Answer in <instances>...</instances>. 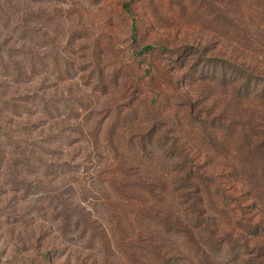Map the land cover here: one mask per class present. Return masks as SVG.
I'll list each match as a JSON object with an SVG mask.
<instances>
[{
    "label": "rangeland",
    "instance_id": "374dc122",
    "mask_svg": "<svg viewBox=\"0 0 264 264\" xmlns=\"http://www.w3.org/2000/svg\"><path fill=\"white\" fill-rule=\"evenodd\" d=\"M263 84L264 0H0V264H192L188 180L234 264Z\"/></svg>",
    "mask_w": 264,
    "mask_h": 264
},
{
    "label": "trees",
    "instance_id": "16d2710c",
    "mask_svg": "<svg viewBox=\"0 0 264 264\" xmlns=\"http://www.w3.org/2000/svg\"><path fill=\"white\" fill-rule=\"evenodd\" d=\"M124 7L131 12L128 3ZM151 48L153 46L148 45L144 49L149 50ZM262 90L263 92L258 91L257 93L264 98V84ZM255 123L254 128L258 127L261 121L257 122V119H255ZM254 128H251V130ZM244 131L245 128L241 130L243 141H246L245 149L240 151L241 160L235 171L239 172L240 175L249 176L241 182L250 189L251 207L254 213L249 218L241 216L235 222H231L236 223L239 229L249 235L230 258L234 260V264L235 262H238V264H264V139H261L259 132L251 133L250 136L245 135ZM188 183L190 185L188 188L191 189L187 194L190 212L188 215L183 214L182 216H179L178 212L176 223L172 222V228L176 234L183 231L181 226L186 229L190 242V254L193 258L192 264L195 261L203 264L213 259L217 252L223 251L222 248L225 245L237 242H234L232 232L228 233V230H226V222L222 221L223 217L227 216L221 208L227 207V203L222 202L218 196L213 197V189L206 182L199 180V183L196 184L195 181L188 180ZM220 197L222 196L220 195ZM209 211H212L211 215ZM181 220H185L186 224L183 225ZM225 233L228 235L224 238L222 235ZM247 255H251L250 260H245ZM219 261L220 264H226V261L222 259Z\"/></svg>",
    "mask_w": 264,
    "mask_h": 264
}]
</instances>
